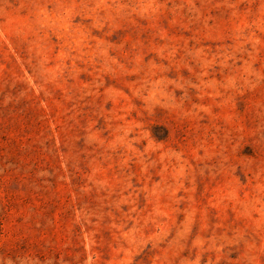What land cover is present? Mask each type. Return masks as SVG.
I'll return each mask as SVG.
<instances>
[{
  "label": "rangeland",
  "instance_id": "rangeland-1",
  "mask_svg": "<svg viewBox=\"0 0 264 264\" xmlns=\"http://www.w3.org/2000/svg\"><path fill=\"white\" fill-rule=\"evenodd\" d=\"M0 264H264V0H0Z\"/></svg>",
  "mask_w": 264,
  "mask_h": 264
}]
</instances>
